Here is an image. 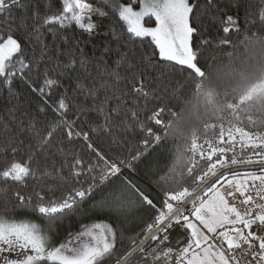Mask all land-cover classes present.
<instances>
[{
	"label": "trees",
	"instance_id": "obj_1",
	"mask_svg": "<svg viewBox=\"0 0 264 264\" xmlns=\"http://www.w3.org/2000/svg\"><path fill=\"white\" fill-rule=\"evenodd\" d=\"M93 1L106 15L96 19L95 24H100L101 28L92 34L73 23L55 31L42 29L40 39L35 38L34 26L41 25L47 16L60 15L63 0H20L22 6L13 7L10 13L0 15V34L5 38L9 34L18 38L23 50L22 58L31 63V70H26L23 77L17 75L12 79L10 88L0 78V170L13 160L26 162L27 156L32 154L47 132L59 125L48 139L45 151L37 154L32 161V176L26 178L23 184L0 180V216L31 217L47 230L52 247L64 244L79 233L83 226L79 223V216L100 200L99 193L78 202L73 210H66L52 221L33 209L41 202L38 196L44 198V204L58 203L73 189L88 187L91 176L87 173L80 176L78 183L72 175V165L77 159L82 160L86 167L97 163L95 153L88 147L90 142L105 157L117 162H130L131 167L122 166V177L130 180L153 201V205L146 203L140 216L132 215L126 221L107 214L96 219L109 222L115 229L114 248L110 255L101 260V264H114L131 251L133 242L139 243L147 235L148 225L153 223L158 209L167 199L166 193L179 191L182 187L191 190L195 186L199 189L203 185H194L192 176L186 171L181 176V168L170 173L176 145L184 150L185 141L168 139L153 142L143 128H152L161 135L163 130L150 119L152 114L164 108L160 118L167 123L174 119L172 112L182 113L185 117L183 127L185 130L197 128L200 142L216 137V132L211 129L205 135L203 125L219 124L220 121L204 115L203 107L197 119L193 105L195 86L199 80L190 74L191 70L173 61L162 60L159 49L150 37L130 39L126 22L120 20L113 6L100 0ZM121 1L140 5L136 0ZM190 3L195 5L190 20L192 26L197 28L192 46L198 54V66L209 77L214 79L218 74L227 73L230 65L235 63L239 66L259 48L254 34L264 37V23L259 18L264 11V0H190ZM228 16L235 18L239 30L223 31L228 26L225 24ZM204 40L211 43L201 45ZM223 40L230 43L221 44ZM122 53H127L128 60L117 68L116 61L121 59ZM114 69L124 77L118 83L110 75ZM134 73L144 80L145 90L149 93L147 97L131 92ZM45 78L58 81L50 95H41L38 91ZM106 84L115 86L106 88ZM45 91L47 93L49 90ZM60 98L69 105L66 119L75 121L74 130L87 133L88 141L82 136L69 139L67 125L60 124V115L55 110ZM101 106L102 111L99 110ZM118 106L119 113L112 112ZM133 112L136 118H133ZM109 113L111 116L106 122L105 117ZM241 126L251 130L246 122ZM145 139L149 140L148 146L143 144ZM14 148L17 149L15 155L12 151ZM204 151L206 156L207 146ZM138 153L143 155L138 160H132V156ZM232 155L228 153L229 159ZM186 156L191 158V163L187 160L185 163L190 167L195 165L192 175L202 174L207 169L209 161L201 158L198 152L186 153ZM237 156L243 160L259 158L253 156L249 148L242 153L237 149ZM239 164L245 163L235 165ZM228 166L233 164L229 163ZM61 169L62 172L58 174ZM221 169L218 168V171ZM240 173L243 172L226 175L218 183ZM112 181L110 187L122 183L115 177ZM16 193L25 197L23 205ZM174 227L169 229L168 236ZM164 235L161 233L160 237ZM158 244L159 241H151L130 264H144V253ZM159 246L164 251L168 248L173 250L167 264H178L182 249H174L168 241ZM47 264L53 262L48 261ZM149 264L156 262L149 257ZM158 264H165L164 258L161 257Z\"/></svg>",
	"mask_w": 264,
	"mask_h": 264
},
{
	"label": "snow or ice",
	"instance_id": "obj_2",
	"mask_svg": "<svg viewBox=\"0 0 264 264\" xmlns=\"http://www.w3.org/2000/svg\"><path fill=\"white\" fill-rule=\"evenodd\" d=\"M136 2L140 4L139 11L135 10L131 4L113 7V11L118 13L120 20L126 22L127 31L131 34L130 39L151 37L159 49L158 54L162 60L173 61L191 70L190 74L195 75L199 80L195 86V104L193 105L197 119L200 118L199 111L203 107L204 115L220 121L219 124L205 123L203 125L205 135L209 129L216 132L214 140L204 139L203 142H200L197 128L185 130L183 127L185 117L182 113L172 112L174 119L165 123L160 118L161 113L165 111L164 108H159L150 117L156 125L161 126L163 135L154 132L152 128H143L153 142L168 139L184 140V150H181L178 144L176 145L170 173H175L178 168H181V176L186 171L192 176L194 185L204 184L199 190L193 186L191 190L189 187H182L179 191L166 193L167 199L163 201V207L158 209L153 223L148 225L147 232L150 235L145 239L156 240L159 244H163L169 238L167 234L169 229L176 225L190 230L191 233L190 242L186 241V246L179 252L178 264H239L235 256L236 250L251 251L257 264H264V236H258L252 231L254 225L264 226V202L256 203L257 199L264 201V174L249 175L247 180L253 182L250 185L239 181L233 184L232 180H228L227 184L231 187L223 191L216 187L220 177L224 175L223 172L218 173V168H227L229 163L233 165L253 163L251 157L247 160L238 159L237 149L241 153L245 148L251 149L252 155L259 157L261 167L264 168V37L254 34L259 48L255 49L239 66L233 63L229 66L227 73L218 74L213 79L198 66V54L192 46L193 34L197 33V28L192 26L190 16L195 5L190 4L189 0H136ZM16 6H22L20 0H0V15L10 13ZM93 11L96 15H106L99 9L94 10L87 0H63V12L60 15L47 16L41 25L34 26L35 38L40 39L42 29L55 31L65 29L73 23L92 34L96 25L91 15L86 16L85 14H91ZM145 17H154L157 27H145L143 23ZM259 18L264 23V11L261 12ZM225 24L228 25L223 28L225 33L234 28L239 30L232 16L226 17ZM210 43L211 41L208 40L201 41V45ZM229 43L227 40L221 41V44ZM22 57L21 43L11 34L6 38L0 34V78L8 84L9 88L12 79L17 75L23 77L26 70H31V63ZM127 60V53H122L121 59L116 61L117 68ZM110 75L114 77L116 83L124 79L115 69ZM133 76L131 92L147 97L149 93L145 90L144 80L135 73ZM57 85L58 81L45 78L43 86L38 91L41 95H50L51 89ZM114 86L115 84L104 85L106 88ZM46 89L49 90L47 93ZM118 98L122 99V97ZM68 109L69 105L63 98H60L55 110L60 115V124L67 125L69 139L82 136L85 141H88V134L76 132L74 130L75 121L66 119ZM99 110L102 111L103 107L101 106ZM112 112L118 114L119 106ZM110 116L111 113L105 117L106 122ZM132 116L136 118V113L133 112ZM245 122L251 130L241 126ZM56 126L47 132L46 137L36 146L32 154L27 156L26 162L13 160L6 168L0 170V180L23 184L26 178L32 176L34 173L31 163L37 154L45 151L48 139ZM143 144L148 146L149 140L145 139ZM205 146H207L206 156ZM88 147L95 153L97 163L86 167L82 160L77 159L72 165L74 169L72 175L77 178L78 183L80 176L86 173L91 176L88 187L73 189L58 203L53 201L44 204V198L38 196L41 202L33 209L34 211H38L43 218L52 221L58 215L64 214L66 210H73L78 202H83L97 193L100 194L98 205L114 207L117 210L131 203L126 199L131 193H135L148 205H153V201L140 192L135 184L122 177V166L131 167L130 162L111 160L93 147L90 142ZM12 151L15 155L17 149L14 148ZM192 152H198L201 158L209 161L207 169L202 174L192 175L195 165L188 166L191 158L186 156V153ZM229 152L233 153L230 159ZM141 155L143 153H138L131 159L138 160ZM186 160L188 163H185ZM60 172L62 169L58 171V174ZM209 176L213 179L206 182ZM113 177L120 179L122 183L110 187ZM256 181L260 182L259 187L256 186ZM252 189H255V197L250 194ZM209 193H211L210 196ZM16 195L23 205L25 197L20 196L19 193ZM238 195L242 197L240 201L242 204L250 206L244 211L229 202L230 199H236ZM189 204L191 205L190 210L188 209ZM106 233H111V236ZM159 233L165 235L161 238ZM83 237L89 239L83 240ZM114 242L115 233L110 227L95 224L75 236L73 241L61 244L59 247H52L47 230L38 223L30 220L16 221L0 216V253L19 249V255L22 257L16 260L5 259V264H47L48 261H52L53 264H101V260L111 254ZM159 244L156 248L144 253V264H149V257L156 264L162 257L167 264L173 250L168 248L164 251ZM257 248L258 251H253ZM138 250L144 251V240L139 243L133 242L131 251L117 260V264H130L131 258ZM31 252L35 255L30 254Z\"/></svg>",
	"mask_w": 264,
	"mask_h": 264
},
{
	"label": "rangeland",
	"instance_id": "obj_3",
	"mask_svg": "<svg viewBox=\"0 0 264 264\" xmlns=\"http://www.w3.org/2000/svg\"><path fill=\"white\" fill-rule=\"evenodd\" d=\"M100 1H103V2L109 4V5L113 6V7L116 6V5H128V4H130V3H124L121 0H100ZM87 3L91 4L94 10L95 9H99L100 10L99 6H97L93 0H87ZM189 3H190V0H189ZM131 5L133 6V8L135 10L139 11L140 5L139 6H135L134 4H131ZM85 15L86 16L87 15H91V19H92V21L94 23H95L96 19L103 17V16H100V15H96L95 14V11H93V13H91V14L86 13ZM143 23H144V26L145 27H149V28L157 27V24L155 22L154 17L153 18L145 17L144 20H143ZM100 28H101V25L100 24H97L96 27H95V31H99ZM13 38H15V39H17L19 41L18 38L14 37V36H13ZM252 160H253V163L260 162L259 158H255V159H252ZM260 174H264V170L262 172L248 171V172H243V173H240V174H235V175L229 177L228 179L224 180L223 182L221 181L220 184L219 183L216 184V187L221 188L222 191L225 190L226 188L231 187V185H228L227 184V181L228 180H232L233 184H236V182L239 181L241 183L247 182V184L250 185L253 182L251 180H247V177L249 175H260ZM255 184H256L257 187L260 186V182L259 181H256ZM250 194L255 197V195H256L255 189H252L250 191ZM208 195L210 196L211 193H209ZM205 198H207V197H205ZM126 199L130 200L131 203H129L128 205H126L125 207H123V208H121L119 210H117L114 207L100 206L97 203L94 204V205H92L88 210H86L85 212H83L79 216V223L81 225H83L81 227L82 228L81 231L79 233L73 235L65 243H68L70 241H73V238L75 236H77L78 234H80L81 232H83L86 228H90V227H92L95 224H101V225H103L105 227H110L112 229V231L114 233H116L114 227L109 222L96 220L99 217H101L103 214L104 215L105 214L111 215L113 217H118L119 219L124 220V221H126V219L128 217L132 216V215H138V216H140L141 215V212H143V210H144V208L146 206V203L143 202L139 198V196H137L135 193L128 194L127 197H126ZM241 199H242V197H240L238 195L236 199H234V200L230 199L229 202H230V204H235L241 211H244V209L246 207H250V206H246V205L242 204L240 202ZM262 202H264V201H261L259 199L256 200V203L257 204L262 203ZM190 208H189V210H190ZM185 214L187 215L188 212L186 211ZM4 217H6L8 219H15L16 221H20V220H30L31 222L38 223L39 225H41L39 222L35 221L34 219H32L29 216L8 215V216H4ZM193 220H194V218H193ZM180 229L182 230L183 234H185L186 237H187L185 239L184 243H176L175 238L172 239V235L168 236L169 239L167 241H168L169 245L172 246L174 249H183L186 246V241L187 242H190V240H191L190 230L187 231L185 228L183 229L182 227H180ZM96 231H98V230H96ZM106 234L109 235V236H111V233H106ZM82 239L83 240H88L89 238L83 237ZM49 241H50V238H49ZM114 244H115V242H114ZM217 244H219V241H217ZM224 247L225 248L227 247L226 244L224 245ZM19 251L20 250L17 249L16 251H13V252H3V253H0V264H5V259H8V260L22 259V257L19 255ZM30 254L35 255L34 252H31ZM49 262H52V261H49Z\"/></svg>",
	"mask_w": 264,
	"mask_h": 264
},
{
	"label": "water",
	"instance_id": "obj_4",
	"mask_svg": "<svg viewBox=\"0 0 264 264\" xmlns=\"http://www.w3.org/2000/svg\"><path fill=\"white\" fill-rule=\"evenodd\" d=\"M260 170H264V168H262L261 167V162H256V163H251V164H247V163H245V164H239V165H233V166H228L227 168H223V169H221L220 171H218V173L219 172H223L224 173V175L223 176H221L220 177V180L223 178V177H225L226 175H230V174H234V173H238V172H248V171H260ZM213 178L211 177L207 182H210L211 180H212ZM204 186V184L201 186V187H203ZM197 190H199V189H197ZM191 207V205L189 204L188 205V209ZM160 234L161 233H159V236H160ZM150 234L149 233H147V235L146 236H149ZM145 236V237H146ZM145 237H144V249L146 248V246L151 242V241H153V240H151V239H145ZM141 251H137L136 253H134V255H133V257L131 258V260L138 254V253H140ZM127 255V254H126ZM125 255V256H126ZM114 264H117V262L116 263H114Z\"/></svg>",
	"mask_w": 264,
	"mask_h": 264
},
{
	"label": "built area",
	"instance_id": "obj_5",
	"mask_svg": "<svg viewBox=\"0 0 264 264\" xmlns=\"http://www.w3.org/2000/svg\"><path fill=\"white\" fill-rule=\"evenodd\" d=\"M252 231L258 236H264V226L254 225ZM253 251H258V248ZM235 256L239 264H257V260L253 257L251 251L236 250Z\"/></svg>",
	"mask_w": 264,
	"mask_h": 264
},
{
	"label": "crops",
	"instance_id": "obj_6",
	"mask_svg": "<svg viewBox=\"0 0 264 264\" xmlns=\"http://www.w3.org/2000/svg\"><path fill=\"white\" fill-rule=\"evenodd\" d=\"M183 228V227H182ZM180 226H176L169 232L172 235V239L175 238L176 243H184L185 239L187 238L185 234H183L182 230L180 229ZM184 229V228H183ZM189 231V230H187ZM169 239V238H168ZM172 241V240H171Z\"/></svg>",
	"mask_w": 264,
	"mask_h": 264
}]
</instances>
